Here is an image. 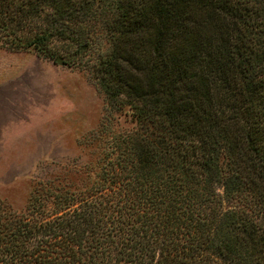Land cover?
Instances as JSON below:
<instances>
[{"label":"trees","instance_id":"16d2710c","mask_svg":"<svg viewBox=\"0 0 264 264\" xmlns=\"http://www.w3.org/2000/svg\"><path fill=\"white\" fill-rule=\"evenodd\" d=\"M0 32L64 43L131 122L86 181L0 198V264H264V0H0Z\"/></svg>","mask_w":264,"mask_h":264},{"label":"rangeland","instance_id":"374dc122","mask_svg":"<svg viewBox=\"0 0 264 264\" xmlns=\"http://www.w3.org/2000/svg\"><path fill=\"white\" fill-rule=\"evenodd\" d=\"M64 45L54 40L48 56L10 46L0 32V198L16 211L32 185L53 180L61 164L74 169L72 180L86 181L82 166L94 163L98 149L87 138L100 124L131 125L129 115L104 111L100 88L86 67L66 59Z\"/></svg>","mask_w":264,"mask_h":264},{"label":"water","instance_id":"95a60500","mask_svg":"<svg viewBox=\"0 0 264 264\" xmlns=\"http://www.w3.org/2000/svg\"><path fill=\"white\" fill-rule=\"evenodd\" d=\"M56 61H58L59 63L61 62L58 56L56 57Z\"/></svg>","mask_w":264,"mask_h":264}]
</instances>
